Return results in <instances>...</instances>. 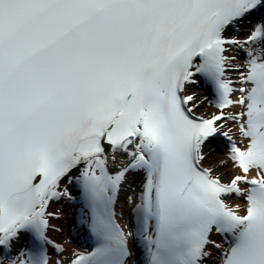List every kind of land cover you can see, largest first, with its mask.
I'll return each instance as SVG.
<instances>
[{"label":"snow or ice","instance_id":"obj_1","mask_svg":"<svg viewBox=\"0 0 264 264\" xmlns=\"http://www.w3.org/2000/svg\"><path fill=\"white\" fill-rule=\"evenodd\" d=\"M0 264H264V0H0Z\"/></svg>","mask_w":264,"mask_h":264}]
</instances>
